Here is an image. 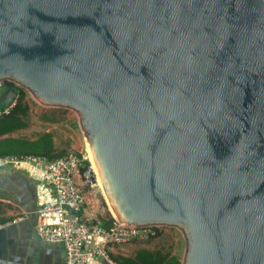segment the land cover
<instances>
[{
  "label": "water",
  "instance_id": "1",
  "mask_svg": "<svg viewBox=\"0 0 264 264\" xmlns=\"http://www.w3.org/2000/svg\"><path fill=\"white\" fill-rule=\"evenodd\" d=\"M8 79L80 114L115 220L264 264V0H0Z\"/></svg>",
  "mask_w": 264,
  "mask_h": 264
},
{
  "label": "built area",
  "instance_id": "2",
  "mask_svg": "<svg viewBox=\"0 0 264 264\" xmlns=\"http://www.w3.org/2000/svg\"><path fill=\"white\" fill-rule=\"evenodd\" d=\"M16 104L14 99L0 108V116L10 113ZM13 165L30 167L47 183L52 195L37 208L36 232L42 239L62 244L66 264H91L98 257L109 258L115 246L162 233L163 225H125L117 220L111 228L101 224L98 212L89 206L87 191L100 184L91 160L82 152L70 150L55 160L42 155L0 156V169ZM50 215L60 219L50 220Z\"/></svg>",
  "mask_w": 264,
  "mask_h": 264
},
{
  "label": "crops",
  "instance_id": "3",
  "mask_svg": "<svg viewBox=\"0 0 264 264\" xmlns=\"http://www.w3.org/2000/svg\"><path fill=\"white\" fill-rule=\"evenodd\" d=\"M51 195L42 176L30 167L13 165L0 169V207L11 218L0 225V264H66L62 244L42 239L36 232L37 208ZM49 219L60 217L50 215ZM140 248L160 249L133 242L122 244L110 250L109 258L98 257L91 264H118L113 257L132 255Z\"/></svg>",
  "mask_w": 264,
  "mask_h": 264
},
{
  "label": "rangeland",
  "instance_id": "4",
  "mask_svg": "<svg viewBox=\"0 0 264 264\" xmlns=\"http://www.w3.org/2000/svg\"><path fill=\"white\" fill-rule=\"evenodd\" d=\"M14 84L21 87L26 92V101L30 104L31 111L29 117V127L17 131L15 136H24L34 138L43 131H52L55 135L56 145L59 150H70L82 152L88 157V138L82 125L80 114L71 107L51 105L43 103L39 98L33 97L31 91L22 84L8 79ZM4 85V84H3ZM2 85V86H3ZM0 88V96H5L7 100H11L13 91H8L6 88ZM87 189L89 206L98 212L99 216L110 214V207L107 203L100 185L94 188ZM162 233L158 237H153L149 240L142 241L135 239L134 244H144L154 247H162L173 253H177L184 259L187 250L186 233L182 227L177 225H163ZM130 242V243H132Z\"/></svg>",
  "mask_w": 264,
  "mask_h": 264
},
{
  "label": "trees",
  "instance_id": "5",
  "mask_svg": "<svg viewBox=\"0 0 264 264\" xmlns=\"http://www.w3.org/2000/svg\"><path fill=\"white\" fill-rule=\"evenodd\" d=\"M3 88L13 91L11 100H7L6 95L0 96V108L17 99L16 106L8 114L0 116V156L5 155H42L49 160H55L68 152L59 150L55 142V135L52 131H43L34 138L15 136L14 133L29 127L30 104L26 101V92L11 81H5ZM89 161L85 165H89ZM11 218L5 216L0 207V225L7 223ZM101 224L107 228L114 226L115 219L110 213L106 216H99ZM161 232H157L153 237H158ZM160 248V247H159ZM118 264H182L179 254L160 249L140 248L134 254L118 255L113 257Z\"/></svg>",
  "mask_w": 264,
  "mask_h": 264
},
{
  "label": "bare ground",
  "instance_id": "6",
  "mask_svg": "<svg viewBox=\"0 0 264 264\" xmlns=\"http://www.w3.org/2000/svg\"><path fill=\"white\" fill-rule=\"evenodd\" d=\"M87 153H88V158L91 160V163L93 165V169L94 171L96 172L97 174V178H98V183L100 184V187L102 188V191H103V194L105 195V198L107 200V203L110 207V210L112 212V214L116 217V218H119L118 215H117V212L116 210L114 209L113 205L111 204V201H110V198L108 196V192H107V185H106V182L105 180H103V178L101 177V174H100V169L98 167V162L96 161L95 157H94V153L93 151L91 150L89 144H88V149H87Z\"/></svg>",
  "mask_w": 264,
  "mask_h": 264
}]
</instances>
